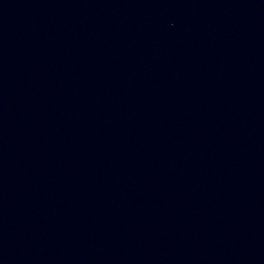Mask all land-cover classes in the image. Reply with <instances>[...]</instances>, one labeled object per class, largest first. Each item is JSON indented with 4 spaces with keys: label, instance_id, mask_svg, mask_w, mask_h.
Segmentation results:
<instances>
[{
    "label": "water",
    "instance_id": "1",
    "mask_svg": "<svg viewBox=\"0 0 264 264\" xmlns=\"http://www.w3.org/2000/svg\"><path fill=\"white\" fill-rule=\"evenodd\" d=\"M264 155V0H0V226Z\"/></svg>",
    "mask_w": 264,
    "mask_h": 264
}]
</instances>
